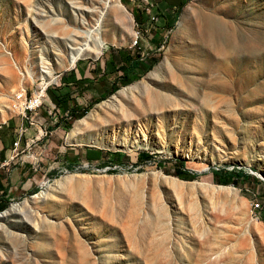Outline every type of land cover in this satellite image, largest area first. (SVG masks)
Listing matches in <instances>:
<instances>
[{"label":"rangeland","instance_id":"1","mask_svg":"<svg viewBox=\"0 0 264 264\" xmlns=\"http://www.w3.org/2000/svg\"><path fill=\"white\" fill-rule=\"evenodd\" d=\"M77 29L104 43L71 64ZM0 154L39 178L1 196L0 264H264V0H0Z\"/></svg>","mask_w":264,"mask_h":264},{"label":"trees","instance_id":"2","mask_svg":"<svg viewBox=\"0 0 264 264\" xmlns=\"http://www.w3.org/2000/svg\"><path fill=\"white\" fill-rule=\"evenodd\" d=\"M125 51V50H124ZM121 53L120 50H112V59L111 63L113 67L116 70L120 71V74L118 75V79L120 80H127V79H137L139 77V74H137L135 69L141 68V62L138 57H130L129 52H126L124 56H121V59L119 58L118 53ZM153 61H156V59H153ZM106 63V60H104L103 65ZM119 87L116 84V81H114L112 85V92H115ZM89 111V106L82 108V110L78 111H72L69 115V119L67 121V124L70 125L73 120L79 119L83 117L87 112ZM113 155H119V152L114 151L111 152ZM139 155L141 158H149L151 154L148 152L141 151L139 152ZM2 157V158H1ZM0 159H4L3 155L0 154ZM178 162L180 164V167L175 170L176 175H182V174H192L196 175V173L190 172L187 168H185V162L183 159L178 158ZM211 173L215 180H218L220 183H227L228 181H232L233 183H237L241 177L246 176L245 172L242 169H235L230 172L223 171L222 169H216L212 168ZM35 189L33 192H36ZM6 191H2L0 194V210L4 208V203L2 202V195H5Z\"/></svg>","mask_w":264,"mask_h":264},{"label":"crops","instance_id":"3","mask_svg":"<svg viewBox=\"0 0 264 264\" xmlns=\"http://www.w3.org/2000/svg\"><path fill=\"white\" fill-rule=\"evenodd\" d=\"M30 140L32 141V139ZM3 157L4 159L0 160V171L3 173L0 172V194L4 190L6 191L4 196H7L17 190L26 191L39 184L38 176L34 175L36 168L33 163H25L23 162L24 160L19 163L13 161L14 166L8 168L9 162H11V159H14L13 155L8 157V154H5Z\"/></svg>","mask_w":264,"mask_h":264},{"label":"bare ground","instance_id":"4","mask_svg":"<svg viewBox=\"0 0 264 264\" xmlns=\"http://www.w3.org/2000/svg\"><path fill=\"white\" fill-rule=\"evenodd\" d=\"M82 38L86 41L88 39L93 38L94 39L93 47H91V44L88 42H81ZM66 41L70 42L73 45H78L80 43L79 46L72 47V49L74 50L72 51L70 59H69L71 64L75 62V60L79 57V55H81L82 53L86 51H90V52L100 51L104 43V40L101 34H99V32L93 33L90 30L88 32V29L86 31L77 29L71 32L70 34H67Z\"/></svg>","mask_w":264,"mask_h":264},{"label":"built area","instance_id":"5","mask_svg":"<svg viewBox=\"0 0 264 264\" xmlns=\"http://www.w3.org/2000/svg\"><path fill=\"white\" fill-rule=\"evenodd\" d=\"M21 94V93H20ZM41 103L40 98L37 97V94L33 95L29 99H27L24 95V102L22 106V112L25 113L26 110H32L35 107H37ZM19 139H16L14 141V147L13 150L17 149V146L19 144ZM252 210H256L259 207V202L257 200L252 201Z\"/></svg>","mask_w":264,"mask_h":264}]
</instances>
